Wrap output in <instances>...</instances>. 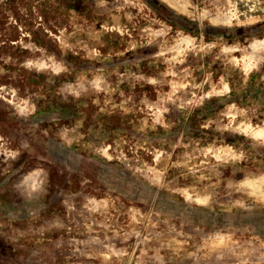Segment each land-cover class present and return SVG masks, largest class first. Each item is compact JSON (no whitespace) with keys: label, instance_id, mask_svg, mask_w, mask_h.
<instances>
[{"label":"rangeland","instance_id":"obj_1","mask_svg":"<svg viewBox=\"0 0 264 264\" xmlns=\"http://www.w3.org/2000/svg\"><path fill=\"white\" fill-rule=\"evenodd\" d=\"M0 264H264V0H0Z\"/></svg>","mask_w":264,"mask_h":264}]
</instances>
